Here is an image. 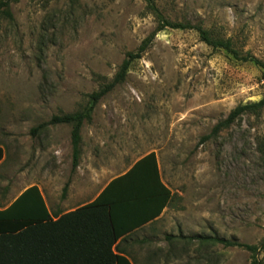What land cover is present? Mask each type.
Here are the masks:
<instances>
[{
    "label": "rangeland",
    "instance_id": "374dc122",
    "mask_svg": "<svg viewBox=\"0 0 264 264\" xmlns=\"http://www.w3.org/2000/svg\"><path fill=\"white\" fill-rule=\"evenodd\" d=\"M155 3L171 23L200 26L264 63V0ZM10 13L0 20V178L18 188L11 195L37 185L74 208L153 152L172 200L137 233L146 244L134 264H264V250L220 242H264V109L212 135L237 106L264 99V70L194 30L157 32L82 125L73 168L72 126L49 121L83 111L156 19L140 0H19Z\"/></svg>",
    "mask_w": 264,
    "mask_h": 264
},
{
    "label": "trees",
    "instance_id": "16d2710c",
    "mask_svg": "<svg viewBox=\"0 0 264 264\" xmlns=\"http://www.w3.org/2000/svg\"><path fill=\"white\" fill-rule=\"evenodd\" d=\"M19 0H0V20H11L10 5ZM74 1V0H70ZM142 1L149 14L157 22V27L149 38L144 40L136 53L126 55L114 78L87 96V106L81 112L52 117L48 124H68L72 126V166L78 165L80 130L84 122L90 121L98 102L116 86L122 84L133 60L140 59L153 36L165 29L194 30L199 39L212 49H221L234 59L252 63L264 70V63L255 57L241 55L230 39L211 37L200 26L171 23L160 12L155 0ZM264 109V99L256 103L237 106L227 118L214 126L212 135L229 127L244 114H257ZM46 124L39 125V130ZM33 130V132H34ZM209 137H203L202 141ZM2 149L0 148V160ZM129 179H133L132 182ZM129 181V182H128ZM124 186L118 192L115 187ZM67 185L62 192L65 193ZM172 200L170 190L161 182L160 170L155 153L151 152L139 159L130 170L113 181L98 198L73 213L53 222L37 187L28 188L6 210L0 211V264H131L125 257L113 253L116 241L136 228L138 222L130 223L131 213L150 209L154 204L156 218L169 206ZM137 203L140 206H137ZM145 206V207H142ZM218 242V240H217ZM231 247H241L248 252L264 250V242L259 247L243 246L220 241ZM257 261V260H255ZM254 264H260L258 261Z\"/></svg>",
    "mask_w": 264,
    "mask_h": 264
},
{
    "label": "crops",
    "instance_id": "0c3cea01",
    "mask_svg": "<svg viewBox=\"0 0 264 264\" xmlns=\"http://www.w3.org/2000/svg\"><path fill=\"white\" fill-rule=\"evenodd\" d=\"M144 157V156H143ZM142 158V157H141ZM139 158V159H141ZM4 159H5V156H4V153H3V150H2V158L0 160V163L3 164L4 162ZM138 159V160H139ZM138 160H136L134 163H136ZM134 163L128 167L127 170H125L124 172H121L119 174H116L113 178H111L107 184H105L104 186H102L98 192H96L95 194L92 195V197L89 195H83L84 197L80 198L79 200V203L76 207H72L70 208L69 205H62L59 203V200L56 199L55 197L53 196H46V193L41 186H37V185H31L27 188H21V190L16 193V195H11V193H14V190L15 188L18 189L17 187L13 188V187H8V183L7 181L3 178V175L2 177L0 178V184L1 185H4V189L2 190V192H0V211H4L6 210L10 205H12L14 203V201L19 198L28 188L32 187V186H35L38 188L39 192H40V195L44 201V204L47 208V211L52 219L53 222L57 221L60 217L64 216V215H67V214H70V213H73L75 212L76 210L78 209H81L83 207H85L86 205L92 203L93 201H95L98 196L102 193V191L107 187V185L119 178V177H122L123 175H125L129 170L130 168L134 165ZM159 167V166H158ZM131 180V181H130ZM133 179H129L130 182H132ZM128 181V182H129ZM161 182L163 183L162 179H161ZM164 184V183H163ZM0 185V186H1ZM124 186L126 185H120V187H115L116 189H113L115 190V192L118 190H123L124 189ZM166 186V185H165ZM67 188H68V185H67ZM70 194V193H69ZM68 196L72 199L73 198V195L70 194ZM63 200V204L64 203H69L70 199L69 198H66L64 197ZM137 206H140L139 203H137ZM142 207H145V206H142ZM146 208V207H145ZM166 209V208H165ZM165 209L162 211V213L157 216L156 218H149L148 216L150 214H153L155 213L156 211L154 210V204L150 207V209H143V210H140V211H136L135 213H131L130 214V217H129V222L132 224V223H135V222H138V225H141L142 223H145V224H142V226H137L136 228H133L132 232L124 235V236H121L117 241L116 243L114 244L113 248H112V251L114 254L116 255H120V256H123L125 257L131 264H134L135 262H138L139 261V255H138V252H137V249L136 247H139V246H142V245H145L146 243L144 238H139L137 239L136 236L138 235L137 233L139 232H142L144 230H146V228H149L150 226H152L155 222H157L163 215Z\"/></svg>",
    "mask_w": 264,
    "mask_h": 264
}]
</instances>
